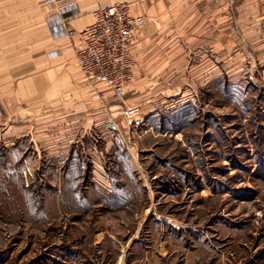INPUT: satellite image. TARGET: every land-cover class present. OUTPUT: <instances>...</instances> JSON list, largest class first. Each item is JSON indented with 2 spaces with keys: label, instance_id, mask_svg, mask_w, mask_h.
Wrapping results in <instances>:
<instances>
[{
  "label": "rangeland",
  "instance_id": "1",
  "mask_svg": "<svg viewBox=\"0 0 264 264\" xmlns=\"http://www.w3.org/2000/svg\"><path fill=\"white\" fill-rule=\"evenodd\" d=\"M59 1L39 4L48 22ZM202 3L175 9L189 19L173 28L181 67L137 65V88L113 112L105 104L115 148L66 164L12 151L24 122L9 97L35 57L27 24L2 27L0 264H264V0H228L221 58L202 42ZM135 108L131 126L124 111Z\"/></svg>",
  "mask_w": 264,
  "mask_h": 264
},
{
  "label": "crops",
  "instance_id": "2",
  "mask_svg": "<svg viewBox=\"0 0 264 264\" xmlns=\"http://www.w3.org/2000/svg\"><path fill=\"white\" fill-rule=\"evenodd\" d=\"M42 1L45 0H0V31L4 25H16V31H23L20 25L27 24L30 29L28 37L33 38L28 54L31 58L35 57L27 67V71L31 73L16 81L15 87L18 90L9 97L12 104L18 105L17 114L22 116L19 120L24 122L21 124L19 121L11 129L12 151L22 153L21 157L29 152V155L40 158L43 156L47 162L59 164H66L71 156L75 160L87 157V153L101 156L99 147L102 144L107 149L115 148L117 135L109 132L106 125L108 111L116 110L118 98L107 86L95 87L86 81L76 60L80 41L64 35L58 10L49 15L50 25L48 17H43L38 9ZM123 2L132 3L136 8L135 13L145 16V24L137 32L133 49L140 69L164 72L181 67L185 59L182 57L186 55L178 48L179 43L174 45L176 38L172 36L177 31L173 28H176L174 24L189 23V19L188 16L176 13L175 9L193 8L201 5V2L211 12L204 18L207 20L208 31L204 32L202 42L209 47V56L212 55V49L215 58L226 55L222 52V39H226L225 11L222 9H225L228 0H61L57 7L79 11L76 16L70 15L71 11L64 19L71 29L81 31L96 21L95 12L98 8ZM167 8L172 9L170 15L163 10ZM169 19L173 24L171 28L168 27ZM38 23L45 24L39 33L35 29ZM205 55L208 57V52ZM206 65L212 68L211 58H207ZM218 65L222 66V62L215 63V68ZM134 88H137L135 83L127 88L126 95ZM101 104H107L109 109L105 105L106 110ZM23 105L28 106L25 108ZM32 105L42 106L41 116L28 110ZM39 117L44 119L43 127L34 122ZM106 177L107 181L112 182L108 175Z\"/></svg>",
  "mask_w": 264,
  "mask_h": 264
},
{
  "label": "built area",
  "instance_id": "3",
  "mask_svg": "<svg viewBox=\"0 0 264 264\" xmlns=\"http://www.w3.org/2000/svg\"><path fill=\"white\" fill-rule=\"evenodd\" d=\"M69 12V9L60 8L58 17L64 35L81 43L76 60L84 78L91 86H107L116 98L123 100L127 88L136 79L137 63L133 49L145 18L137 15L130 3H116L99 9L93 24L76 31L66 26L64 16ZM139 115L138 108L124 111L131 126L137 123ZM106 128L112 133L120 130L114 120L109 121Z\"/></svg>",
  "mask_w": 264,
  "mask_h": 264
}]
</instances>
